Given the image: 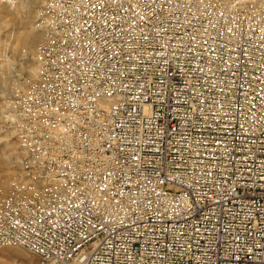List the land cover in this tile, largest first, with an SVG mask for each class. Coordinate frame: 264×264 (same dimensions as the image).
I'll use <instances>...</instances> for the list:
<instances>
[{
    "label": "built area",
    "instance_id": "obj_1",
    "mask_svg": "<svg viewBox=\"0 0 264 264\" xmlns=\"http://www.w3.org/2000/svg\"><path fill=\"white\" fill-rule=\"evenodd\" d=\"M0 248L35 264H264V0H42Z\"/></svg>",
    "mask_w": 264,
    "mask_h": 264
},
{
    "label": "rangeland",
    "instance_id": "obj_2",
    "mask_svg": "<svg viewBox=\"0 0 264 264\" xmlns=\"http://www.w3.org/2000/svg\"><path fill=\"white\" fill-rule=\"evenodd\" d=\"M42 0H0V190L16 177L19 148L14 134L16 107L35 74L34 47L41 37ZM19 247L0 248V264H35Z\"/></svg>",
    "mask_w": 264,
    "mask_h": 264
}]
</instances>
